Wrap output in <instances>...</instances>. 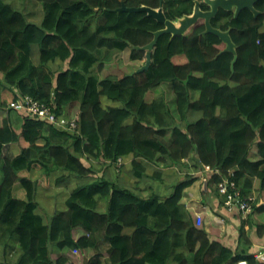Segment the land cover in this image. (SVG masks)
Segmentation results:
<instances>
[{
	"label": "trees",
	"instance_id": "trees-1",
	"mask_svg": "<svg viewBox=\"0 0 264 264\" xmlns=\"http://www.w3.org/2000/svg\"><path fill=\"white\" fill-rule=\"evenodd\" d=\"M123 3L159 6L158 0H0V264H75L65 252L89 249L95 250L89 264H264L251 236L255 232L264 241V16L254 20L246 13L242 22L251 23L233 31L234 72L233 54L221 53L225 44L203 34L204 26H193L184 36L162 35L149 70L106 75V64L117 53L129 50L133 63L145 60L146 53L134 47L148 45L164 27L145 13H119ZM33 12L39 22L29 19ZM26 98L77 127L64 131L12 107ZM73 104L79 112L71 119L66 113ZM8 146L15 150L12 157L4 154ZM120 158H134L137 179L149 177L153 168V181L165 177L173 191L146 198L108 178L106 168ZM162 166L184 174L164 176ZM205 166L214 168L206 173L205 186L226 213L217 187L231 170L243 195L254 197V190L260 195L252 213L239 216L236 248L197 228L182 203ZM74 179L77 184L63 190L65 207L38 213L39 187V193L52 190L45 197L53 201L59 187ZM77 229L85 234L75 238ZM103 243L108 257L100 250Z\"/></svg>",
	"mask_w": 264,
	"mask_h": 264
},
{
	"label": "crops",
	"instance_id": "crops-1",
	"mask_svg": "<svg viewBox=\"0 0 264 264\" xmlns=\"http://www.w3.org/2000/svg\"><path fill=\"white\" fill-rule=\"evenodd\" d=\"M125 53H129L130 55V51L127 50L125 51ZM107 65V64H106ZM140 67V66H139ZM135 72V71H134ZM133 73L132 71L126 73L127 74H131ZM73 108H79V105L76 104L72 105ZM79 112V109H77V113ZM15 119V118H14ZM15 122L17 124V126H19L22 122L16 118ZM132 158H128V159H122L120 158L117 165L116 166H111V167H107V172L109 170V172L107 173L108 178L112 179V180H116V182L118 184H120L121 186L124 187H128L131 189H135V191L141 193L143 195V197H150L151 195L155 194H159L162 196L165 195H169L167 194V190L168 193L173 191V182H166V178L164 176H166L167 174H177L178 172L183 175L184 171H180L178 170V168H174V167H162L163 171H164V178L165 182H152V175H154V169L149 167L148 171H147V175L150 177H144V179H137L136 177H134L136 175V173L134 172V167L132 165ZM258 158L253 157V160H257ZM128 160V161H127ZM130 161V162H129ZM97 168L100 170V172H103L102 168H100L101 166L99 165V163L97 161H94ZM129 162V163H127ZM129 165V167H128ZM117 166H119V168H117ZM131 166V167H130ZM124 167V169H123ZM158 167V166H156ZM122 170H121V169ZM126 168V170H125ZM132 169V170H131ZM174 169V170H173ZM117 170V171H115ZM128 170V171H127ZM121 171V173H120ZM128 173H127V172ZM188 171H193V170H189L187 168H185V173H187ZM131 172V173H130ZM166 172V173H165ZM172 172V173H170ZM104 173V172H103ZM106 173V170H105ZM117 173V174H116ZM102 174V173H100ZM110 176V177H109ZM121 177V178H120ZM132 177V178H131ZM134 177V178H133ZM170 177V176H169ZM172 177V176H171ZM204 177H206V175L204 174ZM117 178V179H116ZM119 178V179H118ZM125 178V179H123ZM137 179V180H136ZM149 179V180H148ZM118 180V181H117ZM124 180V181H123ZM146 180V181H145ZM150 181L153 185L151 186V183L148 182ZM129 181V182H127ZM133 181V182H131ZM77 180L74 179L72 180V185H76L77 184ZM138 182V183H137ZM142 182V183H141ZM146 182V183H144ZM123 183V184H122ZM126 183V184H125ZM141 183V184H140ZM128 184V185H127ZM130 184V185H129ZM146 184V185H145ZM150 184V185H148ZM156 184L159 186L157 190V186ZM203 184V185H202ZM206 182L202 179H200V176L198 175V181L196 183H194V185H192L191 187H189L186 191H185V196L182 200V203L186 206V209H188V212L191 214V216H193L194 218L197 217V215H201L203 222H202V226H208V227H204L206 229V231L209 233L210 237L212 240H216L218 239V241H221L225 244H228L232 247V248H236L237 244H238V237H239V233H238V228L241 224L242 219L239 217V215L237 214H233V213H226L225 210H222L219 208L218 206V198L217 196L212 193L210 191V189L208 187H206ZM139 185V186H138ZM148 186V187H147ZM205 186V189H203ZM150 187V188H149ZM167 187V188H166ZM172 187V188H171ZM149 188V189H146ZM152 188V189H151ZM164 188V189H163ZM139 189V190H137ZM170 190V191H169ZM202 190V191H201ZM142 191V192H141ZM161 191V192H160ZM209 191V192H208ZM154 192V193H153ZM160 192V193H159ZM147 194V195H146ZM202 195V196H201ZM207 196V197H206ZM254 196H259V194L254 191ZM211 197V198H210ZM203 201H202V200ZM212 199V200H211ZM209 200V201H208ZM192 202V203H191ZM202 202V203H201ZM207 202V203H206ZM198 203V204H197ZM206 203V204H205ZM213 203V204H212ZM263 203V202H262ZM261 203V204H262ZM188 204V205H187ZM190 204V205H189ZM211 205V206H210ZM191 206V207H190ZM215 206V207H214ZM217 206V207H216ZM210 208V209H209ZM204 209V210H202ZM190 210V211H189ZM210 210V211H209ZM220 213L222 214L223 218H221L220 216H218V214L216 213ZM222 212V213H221ZM213 214V215H212ZM216 214V215H215ZM230 214V215H229ZM224 218H226L227 220H225ZM231 218V219H230ZM234 218V219H232ZM230 219V220H229ZM241 219V221H240ZM235 220V221H234ZM239 220V221H238ZM234 221V222H233ZM224 222V223H223ZM237 223V224H236ZM222 226V227H221ZM80 230V231H79ZM225 230L227 232H225ZM77 231V232H76ZM75 231V235H77L78 237H81L85 234V232L82 229H77ZM79 231V232H78ZM82 231V232H81ZM232 231V232H231ZM235 232V233H234ZM80 233V234H79ZM223 233V234H222ZM227 233V234H226ZM79 235V236H78ZM224 235V236H223ZM232 235V237H230ZM228 238H227V237ZM254 243H255V252H263L262 248L264 247V241H258L256 239V234L255 232H253L251 234ZM220 237V238H219ZM76 238V237H75ZM233 240H232V239ZM221 239V240H220ZM231 239V240H230ZM227 240V241H226ZM232 242V243H231ZM259 243V244H258ZM102 245H105L108 249V245L106 243H103ZM101 245V246H102ZM75 264H78L76 261L74 262Z\"/></svg>",
	"mask_w": 264,
	"mask_h": 264
},
{
	"label": "flooded vegetation",
	"instance_id": "flooded-vegetation-1",
	"mask_svg": "<svg viewBox=\"0 0 264 264\" xmlns=\"http://www.w3.org/2000/svg\"><path fill=\"white\" fill-rule=\"evenodd\" d=\"M182 1L181 0H158L159 6L156 7L157 9L156 8H153V9H156L157 11L162 9V11L164 12L166 20L172 21L175 25L176 24L180 25L179 21L181 19H183L184 17H187V16L193 17L196 13H198L199 16H198V14L196 15V20L191 25L196 26V24H197V26H200V27L204 26L205 30H206V25H213L214 28L220 29L222 31L223 30L224 31L231 30V37H232L233 31L237 28V26H236L237 24L246 25L248 23H251V20H249L246 23L242 22L246 16V13L253 15L254 20H257V19L261 18L262 16H264V4H263L264 0H258V2L255 3L253 6L254 10L256 12H258L257 15L253 11H251L249 8H243L238 13V6L236 3L237 0H218V1L217 0H182ZM214 4L216 5V8H214ZM175 5H176V7H175ZM160 6H161V8H160ZM178 6H180L181 8ZM185 6H187V8ZM147 7H149V6H147ZM183 8H186V9H183ZM179 9L180 10L183 9V11L181 10L182 11L181 15L172 16L171 13L172 12H178V11H180ZM210 13H211V15H210ZM237 13H238V15H237ZM138 14H141V13H138ZM142 14H144V13H142ZM201 15H206V16H201ZM147 16L148 15L146 14V17ZM148 18L153 19L154 21H156V23L158 22L154 18H151V17H148ZM233 18L236 20L235 23L233 21ZM202 21H203V23H202ZM228 22H229V24H228ZM216 23H219V24H216ZM233 23L235 25H233ZM158 24L162 25V23H159V22H158ZM215 24H216V26H215ZM163 25H165V23H163ZM203 32H205V31H203ZM232 40H233V38H232Z\"/></svg>",
	"mask_w": 264,
	"mask_h": 264
},
{
	"label": "water",
	"instance_id": "water-1",
	"mask_svg": "<svg viewBox=\"0 0 264 264\" xmlns=\"http://www.w3.org/2000/svg\"><path fill=\"white\" fill-rule=\"evenodd\" d=\"M257 2L258 0H237L236 3L238 6V13L243 8H249L257 15L258 12H256L253 8L254 4ZM214 8H216L215 4H214ZM118 10L122 12H130V13H146L148 17L156 19L159 23H165L164 25L165 27L163 29L154 32V39L152 40L151 43L143 47H139V46L134 47V49L138 51H144L146 53V56H145V64L140 66V68H138L135 72L131 73V75H134L135 73L144 72L150 68L152 64V56H153L154 48L159 38L162 35L170 34L172 38L186 35L189 32V30L194 26L191 24L196 20V15L198 14L196 13L193 17H188V16L184 17L179 21L180 25H175L172 21L166 20L162 9L157 11L156 9L147 6L128 7L125 3H123L121 8H119ZM201 16H206V15H201ZM204 34H212L218 37L225 44V48L221 51V53L233 54L234 59L232 61V70L234 72L235 69L234 66L238 60V46L232 40L231 30L222 31L220 29L214 28L212 25H206V30ZM85 264H89L88 259H86Z\"/></svg>",
	"mask_w": 264,
	"mask_h": 264
},
{
	"label": "rangeland",
	"instance_id": "rangeland-1",
	"mask_svg": "<svg viewBox=\"0 0 264 264\" xmlns=\"http://www.w3.org/2000/svg\"><path fill=\"white\" fill-rule=\"evenodd\" d=\"M33 7H34V11H36L37 6L33 5ZM29 19L32 22H39V20H40L39 16L37 14H35L34 12H33V14H31L29 16ZM114 57H113V60H111L112 63L110 61L107 62L104 74H106V75L107 74H110V75L111 74H115V75H119V76H124V75H126V73L132 71L133 69L137 70L138 68H140L139 66H142V65L145 64V60H143L141 62L133 63L130 60L129 53H125V52L117 53V54L114 55ZM57 67H58L57 65L53 66L54 69H57ZM0 90H1V88H0ZM73 105H76V104H73ZM75 110L76 109L73 108L72 105H71L70 108L68 107L66 114H68L71 119H74L76 117V115H77V110H76V112H75ZM13 116H14L15 119L16 118H20L16 113H14ZM14 153H15V150L11 146H8L6 148V150H5V152H4L5 156H7V157H12L14 155ZM36 175L37 174H34V177H33L34 180H36V178H35ZM101 175L102 174H100V176ZM72 186L73 185H72V180H71L68 183L63 184L62 187H59L60 188L59 193L55 197V198H58V199L57 200H53V201H52V198L49 195L47 197H45V194L48 193V192L51 193L52 190H44V191L40 190L41 192L39 193V189H41V187H39L36 197H37V200L42 203V207L38 210V213L39 214H44V210L43 209L46 208L48 210V208H47L48 206H49L50 211H56L57 208L62 207L61 203H63V206L65 207V203H66V198L67 197L64 196V195H65V193H67L70 190V188ZM156 186L158 187L157 184H156ZM63 190H66L65 193H63ZM252 198H254V200L258 199L257 196H254ZM57 201H59V202H57ZM52 202H54V205H53ZM261 203H262V201H260V204ZM43 205H45V206H43ZM229 213H231V212H229ZM236 214H239L240 217L242 216L240 213H236ZM220 217L223 218V216H220ZM224 219L226 220V218H224ZM203 227H208V226L207 225L206 226L203 225ZM200 228H201V226H200ZM90 250L91 249L86 250L85 253H82V252L75 253V252H71V251L70 252H65V253L69 255V257L71 258L72 262L76 261L78 264H85L86 259L89 260L90 257H93L95 255V250H92V252ZM100 250H101V252L103 253L104 256H106V257L109 256L108 253L106 252L107 247L105 245H102V247H100ZM262 251L264 252V247L262 248ZM55 253H57V252H55ZM89 253H90L91 256L89 255ZM258 254H260V252H258Z\"/></svg>",
	"mask_w": 264,
	"mask_h": 264
},
{
	"label": "built area",
	"instance_id": "built-area-1",
	"mask_svg": "<svg viewBox=\"0 0 264 264\" xmlns=\"http://www.w3.org/2000/svg\"><path fill=\"white\" fill-rule=\"evenodd\" d=\"M12 107L20 111L32 112L33 114L38 115L41 118L47 119L49 122L55 124L58 128L62 130H74L77 127L74 120L69 121L65 118L58 119L56 115L51 113L47 107L42 106L29 98L21 99L17 102H14L12 104ZM208 172H213V170L207 166H205L204 169L199 171L201 179L205 182H207L206 173ZM204 174L206 175V177H204ZM217 190L219 192V195L225 199L226 207L229 212L237 211L244 218H246V216L252 212V203L254 202V198L246 197L242 194L241 189L234 178L233 171H231L230 177H225L224 180L218 185ZM202 222V216L197 215V226H201ZM258 257L264 259V254L260 252ZM240 264L246 263L243 262Z\"/></svg>",
	"mask_w": 264,
	"mask_h": 264
},
{
	"label": "bare ground",
	"instance_id": "bare-ground-1",
	"mask_svg": "<svg viewBox=\"0 0 264 264\" xmlns=\"http://www.w3.org/2000/svg\"><path fill=\"white\" fill-rule=\"evenodd\" d=\"M181 1H182V0H181ZM122 2H123V1H122ZM182 2H183V1H182ZM163 3H164V2H163ZM222 3H223V2H222ZM229 3H230V2H229ZM219 4H220V3H219ZM177 5H178V4H177ZM138 7H139V6H138ZM164 7H165V6H164ZM175 7H176V5H175ZM178 7H180V6H178ZM185 7L187 8V6H185ZM160 8H161V6H160ZM180 8H181V7H180ZM186 8H183V9H186ZM200 8H201V7H200ZM118 9H119V8H118ZM156 9H157V8H156ZM163 9H164V8H163ZM167 9H168V8H167ZM173 9H174V8H173ZM183 9H181V10L183 11ZM188 9H189V8H188ZM222 9H223V8H222ZM177 10H178V9H177ZM179 10H180V9H179ZM181 10H180V11H181ZM117 12H118V11H117ZM193 12H194V11H193ZM203 12H204V11H203ZM206 12H207V11H206ZM213 12H214V11H213ZM119 13H121V11H120ZM122 13H123V12H122ZM163 13H164V12H163ZM166 13H167V12H166ZM127 14H128V13H127ZM129 14H130V13H129ZM132 14H133V13H132ZM204 14H205V13H204ZM136 15H139V14H136ZM136 15H135V16H136ZM141 15H142V13H141ZM184 15H185V14H184ZM210 15H211V13H210ZM125 16H126V15H125ZM133 16H134V14H133ZM198 16H199V14H198ZM207 16H208V15H207ZM123 17H124V16H123ZM128 17H129V16H128ZM136 17H137V16H136ZM145 17H146V16H145ZM125 18H126V17H125ZM132 18L134 19L135 17H132ZM146 18H148V16H147ZM129 19H130V18H129ZM140 19H141V18H140ZM142 20H143V19H142ZM146 20H147V19H146ZM122 21H123V20H122ZM128 21H129V20H128ZM135 21H136V20H135ZM135 21H133V22H135ZM150 21H151V20H150ZM153 21H154V20H153ZM233 21H234V23H235L236 20L233 18ZM129 22H130V21H129ZM137 22H138V21H137ZM139 22H142V21H139ZM146 22H147V21H146ZM131 23H132V22H131ZM202 23H203V21H202ZM211 23H212V22H211ZM234 23H233V25H235ZM135 24H136V23H135ZM139 24H140V23H139ZM144 24H145V23H144ZM147 24H148V23H147ZM151 24H152V23H151ZM155 24L157 25V23H155ZM216 24H219V23H216ZM216 24H215V26H216ZM228 24H229V22H228ZM236 24H237V23H236ZM133 25H134V23H133ZM162 25H163V23H162ZM176 25H177V24H176ZM178 25H179V24H178ZM220 25H221V24H220ZM237 25H240V24H237ZM237 25H236V26H237ZM241 25H242V24H241ZM241 25H240V26H241ZM163 26H164V25H163ZM196 26H197V24H196ZM212 26H213V25H212ZM240 26H238V27H240ZM254 26H256V24H254ZM163 28H164V27H163ZM249 28H250V26H249ZM254 29H255V27H254ZM254 29H253L252 31H255ZM256 29H257V28H256ZM262 29L264 30V27H263ZM259 30H260V32H261V27L259 28ZM223 31H224V30H223ZM255 35H256V33H255ZM205 36H206V35H205ZM213 36H214V35H213ZM253 36H254V33H253ZM153 39H154V38H153ZM172 39H173V38H172ZM157 43H158V42H157ZM222 48H223V47H222ZM222 50H223V49H222ZM154 52H155V50H154ZM153 55H154V54H153ZM117 57H118V56H117ZM114 58H115V57H114ZM115 60H116V59H115ZM118 60H119V59H118ZM110 62H111V61H110ZM63 63H64V62H63ZM111 63H112V62H111ZM128 63H129V62H128ZM151 65H152V64H151ZM65 66H66V65H65ZM112 66H113V65H112ZM126 67H127V66H126ZM63 68H64V67H63ZM66 70H67V69H66ZM129 70H130V69H129ZM148 70H149V69H148ZM112 72H113V71H112ZM125 73H126V72H125ZM229 73H230V72H229ZM108 75H109V74H108ZM121 75H122V74H121ZM134 75H135V74H134ZM132 76H133V75H132ZM132 76H130V77H132ZM107 77H108V76H107ZM117 77H118V76H117ZM127 77H128V76H127ZM101 88H102V87H101ZM103 89H104V88H103ZM102 96H103V95H102ZM104 96H105V95H104ZM33 98H35V97H33ZM101 99H102V98H101ZM107 99H109V98H107ZM17 100H18V99H17ZM104 100H105V99H104ZM33 101H36V100H33ZM101 101H102V100H101ZM102 102H103V101H102ZM47 103H48V102H47ZM73 103H74V102H73ZM104 103H105V102H104ZM108 103H110V102H108ZM108 103H107V104H108ZM10 104H11V103H10ZM43 104H44V103H43ZM49 104H50V103H49ZM46 105H47V104H46ZM44 106H45V104H44ZM70 106H71V105H70ZM70 106H68V107L70 108ZM75 106H76V105H75ZM114 106H116V105H114ZM77 109H79V108H76V110H77ZM69 110H70V109H69ZM76 110H75V112H76ZM189 111H190V110H189ZM51 112H53V110H52ZM73 112H74V111H73ZM28 113H29V112H28ZM54 113H56V112H54ZM188 113H189L188 116L190 117V112H188ZM80 114H81V113H80ZM204 114H205V113H204ZM57 115H58V114H57ZM65 115H66V114H65ZM71 115H72V114H71ZM130 116H131V115H130ZM127 117H129V116H127ZM58 118H60V117H58ZM60 119H61V118H60ZM65 119H66V118H65ZM45 120L48 121L47 119H45ZM128 120H129V118H128ZM189 120H190V118H189ZM193 120H194V119H193ZM195 120H196V119H195ZM200 121H201V120H200ZM79 122H80V121H78V123H79ZM125 122H127V119H126V121L124 120V122H122V125H123V123L126 124ZM128 122H129V121H128ZM191 122H194V121H191ZM75 123H76V122H75ZM130 123H132V122H130ZM183 123H184V122H183ZM194 123H195V122H194ZM127 124H128V123H127ZM189 124H190V123H189ZM77 125H78V124H77ZM79 125H81V124H79ZM191 125H192V124H191ZM47 126H48V125H47ZM53 126H54V125H53ZM182 126H183V125H182ZM185 126H186V124H185ZM55 129H56V127H55ZM56 130H57V129H56ZM114 130H115V129H114ZM114 130H113V131H114ZM124 130H125V129H124ZM64 131H65V130H64ZM109 131H110V130H109ZM187 131H188V130H187ZM70 132H71V131H70ZM73 132H74V131H73ZM116 132H117V131H116ZM118 132H119V131H118ZM71 133H72V132H71ZM96 133H97V132H96ZM109 133H110V132H109ZM109 133H108V134H109ZM108 134H107V135H108ZM114 134H116V133L114 132ZM114 134L112 133V134H111V137H114V136H113ZM77 135H78V133H77ZM116 135H117V134H116ZM93 136H94V135H93ZM96 136H97V135H96ZM124 136H125V135H124ZM108 137H109V136H107V138H108ZM115 137H116V136H115ZM98 138H99V137H98ZM101 138H103V137H101ZM116 138H117V137H116ZM125 138H126V137H125ZM131 138H132V137H131ZM94 139H97V137H96V138L94 137ZM99 139H100V138H99ZM111 139H113V138H110V141H113V140H111ZM92 140H93V138H92ZM133 140L135 141V137H134ZM96 141H97V140H96ZM96 141H95V142H96ZM108 141H109V139H108ZM123 141H125V143H127V144L130 146V143H128V141H127V142H126V140H123ZM130 141H131V140H130ZM95 142H94V143H95ZM104 142H105V141H104ZM114 142H115V139H114ZM114 142H113L112 144H114ZM118 143H119V141H118ZM118 143H117V144H118ZM133 143H134V142H133ZM103 144H104V143H103ZM112 144H111V145H112ZM134 144H135V143H134ZM134 144H133V145H134ZM95 145H96V144H95ZM105 145H106V144H105ZM120 145H121V144H120ZM120 145H118V146L120 147ZM122 145H123V142H122ZM122 145H121V146H122ZM107 146H108V145H107ZM123 146L125 147V145H123ZM123 146H122V147H123ZM108 147H109V146H108ZM122 147H120V148H121V151H122ZM130 147L132 148L133 146H130ZM130 147H128V148H130ZM125 150H126V149H125ZM128 151H131V150H128ZM128 151H126V152L128 153ZM125 154H126V153H125ZM192 154H193V153H192ZM121 157H122V156H121ZM133 157H134V156H133ZM190 158H191V157H190ZM132 159H134V158H132ZM132 159H131V160H132ZM137 159H138V158H137ZM187 160H188V159H187ZM127 161H128V160H127ZM189 161H190V163L192 162V160H190V159H189ZM193 161H194V160H193ZM114 162H116V161H114ZM129 162H130V161H129ZM129 162H127V163H129ZM136 162H137V161H136ZM112 163H113V162H111V164H112ZM192 163H193V162H192ZM195 163L197 164L196 161H195ZM202 163H204V162H202ZM141 165H142V163H141ZM184 165H185V164H184ZM186 165H187V164H186ZM109 166H110V165H109ZM181 166H182V165H181ZM200 166H201V165H200ZM221 166H222V165H221ZM118 167H119V166H118ZM128 167H129V165H128ZM130 167H131V166H130ZM142 167H143V166H142ZM162 167H163V166H162ZM218 167H219V166H218ZM237 167H238V166H237ZM143 168H144V167H143ZM147 168H148V167H147ZM147 168H146V169H147ZM177 168H178V167H177ZM189 168H190V167H189ZM200 168H201V167H200ZM228 168H229V167H228ZM106 169H107V168H106ZM123 169H124V167H123ZM187 169H188V168H187ZM194 169H195V168H194ZM213 169H214V168H213ZM213 169H212V170H213ZM121 170H122V169H121ZM125 170H126V168H125ZM131 170H132V169H131ZM173 170H174V169H173ZM226 170H227V169H226ZM115 171H117V170H115ZM127 171H128V170H127ZM127 171H126V172H127ZM136 171H137V170H136ZM136 171H135V172H136ZM145 171H146V170H145ZM180 171H181V170H180ZM231 171H232V170H231ZM106 172H107V171H106ZM108 172H109V170H108ZM108 172H107V173H108ZM188 172H189V171H188ZM224 172H226V171H224ZM233 172H234V171H233ZM120 173H121V171H120ZM127 173H128V172H127ZM130 173H131V172H130ZM138 173H139V172H138ZM143 173H144V172H143ZM154 173H155V172H154ZM154 173H153V174H154ZM156 173H157V172H156ZM158 173H159V172H158ZM158 173H157V174H158ZM165 173H166V172H165ZM170 173H172V172H170ZM210 173H211V172H210ZM222 173H223V172H222ZM235 173H236V171H235ZM238 173H240V172H238ZM250 173H251V172H250ZM105 174H106V173H105ZM116 174H117V173H116ZM172 174H173V173H172ZM177 174H178V173H177ZM252 174H253V173H252ZM255 174H256V173H255ZM148 175H149V174H148ZM160 175H161V174H160ZM179 175H180V174H179ZM208 175H209V174H208ZM217 175H218V174H217ZM236 175H237V174H236ZM236 175H235V176H236ZM243 175H244V174H243ZM245 175H246V174H245ZM253 175H254V174H253ZM137 176H138V174H136V177H137ZM166 176H168V175H166ZM177 176H178V175H177ZM191 176H193V174H192ZM221 176H222V175H221ZM238 176H241V175H238ZM52 177H53V180H54V176H52ZM109 177H110V176H109ZM134 177H135V176H134ZM134 177H133V178H134ZM138 177H139V176H138ZM149 177H150V176H149ZM170 177H171V176H170ZM184 177H185V176H184ZM193 177H194V176H193ZM244 177H245V176H244ZM246 177H248V176H246ZM56 178H57V177H56ZM90 178H91V177H90ZM120 178H121V177H120ZM131 178H132V177H131ZM141 178H142V177H141ZM154 178L156 179V177H154ZM188 178H189V177H188ZM237 178H238V177H237ZM256 178H257V177H256ZM256 178H255V179H256ZM93 179H94V178H93ZM93 179H92V180H93ZM116 179H117V178H116ZM118 179H119V178H118ZM123 179H125V178H123ZM143 179H144V177H143ZM152 179H153V178H152ZM155 179H154V180H155ZM160 179H161V178H160ZM185 179H186V178H185ZM221 179H222V178H221ZM259 179H261V178H259ZM136 180H137V179H136ZM148 180H149V179H148ZM148 180H147V181H148ZM158 180H159V178H158ZM177 180H178V179H177ZM177 180H176V181H177ZM190 180H191V179H190ZM217 180H218V179H217ZM245 180H246V179H245ZM57 181H58V179H57ZM117 181H118V180H117ZM123 181H124V180H123ZM145 181H146V180H145ZM179 181H180V180H179ZM184 181H185V180H184ZM238 181H239V179H238ZM248 181H249V180H248ZM252 181H253V180H252ZM258 181H259V180H258ZM260 181H261V180H260ZM54 182H55V181H53V183H54ZM127 182H129V181H127ZM131 182H133V181H131ZM148 182H150V181H148ZM152 182H154V181H152ZM161 182H162V179H161ZM174 182H175V181H174ZM207 182H208V181H207ZM245 182H246V181H245ZM250 182H251V181H250ZM261 182H262V181H261ZM261 182H260V184L262 185L263 183H261ZM56 183H57V182H56ZM137 183H138V182H137ZM141 183H142V182H141ZM141 183H140V184H141ZM144 183H146V182H144ZM150 183H151V182H150ZM162 183H164V182H162ZM122 184H123V183H122ZM125 184H126V183H125ZM187 184H188V183H187ZM209 184L211 185V183H209ZM251 184H253V183H251ZM127 185H128V184H127ZM129 185H130V184H129ZM145 185H146V184H145ZM148 185H150V184H148ZM152 185H153V184L151 183V186H152ZM185 185H186V184H185ZM185 185H183V186H185ZM188 185H189V184H188ZM202 185H203V184H202ZM204 185H205V184H204ZM210 185H209V186H210ZM255 185H256V184H255ZM261 185H260V186H261ZM52 186H53V185H52ZM138 186H139V185H138ZM174 186H175V185H174ZM257 186H258V185H257ZM257 186H256V187H257ZM260 186H258V188H259ZM50 187H51V186H50ZM61 187H62V186H61ZM147 187H148V186H147ZM158 187H159V186H158ZM158 187H157V190H159ZM176 187H177V186H176ZM240 187H241V186H240ZM244 187H245V186H244ZM247 187H250V186H247ZM261 187H262V186H261ZM125 188H126V187H125ZM149 188H150V187H149ZM149 188H146V189H149ZM166 188H167V187H166ZM171 188H172V187H171ZM211 188H212V187H211ZM151 189H152V188H151ZM163 189H164V188H163ZM203 189H205V186H204ZM213 189H214V188H213ZM244 189H245V188H244ZM260 189H261V188H260ZM263 189H264V187H263ZM263 189H262V191H263ZM129 190H130V189H129ZM134 190H135V189H134ZM137 190H139V189H137ZM214 190H215V189H214ZM43 191H44V190H43ZM169 191H170V190H169ZM201 191H202V190H201ZM252 191H253V190H252ZM254 191H255V190H254ZM136 192H137V191H136ZM136 192H135V193H136ZM141 192H142V191H141ZM160 192H161V191H160ZM160 192H159V193H160ZM208 192H209V191H208ZM245 192H246V191H245ZM137 193H138V192H137ZM153 193H154V192H153ZM249 193H250V192H249ZM253 193H254V192H253ZM261 193H262V192H261ZM167 194H170V193H168V190H167ZM181 194H182V193H181ZM214 194H215V193H214ZM243 194H244V193H243ZM262 194H263V193H262ZM146 195H147V194H146ZM155 195H157V194H155ZM263 195H264V194H263ZM151 196H152V195H151ZM151 196H150V197H151ZM159 196H160V195H159ZM167 196H168V195H167ZM201 196H202V195H201ZM218 196H219V194H218ZM249 196H250V195H249ZM259 196H260V195H259ZM206 197H207V196H206ZM220 197H221V196H220ZM210 198H211V197H210ZM258 198H259V197H258ZM221 199H222V198H221ZM201 200H202V199H201ZM211 200H212V199H211ZM202 201H203V200H202ZM208 201H209V200H208ZM223 202H224V201H223ZM262 202H263V201H262ZM191 203H192V202H191ZM201 203H202V202H201ZM206 203H207V202H206ZM206 203H205V204H206ZM53 204H54V203H53ZM197 204H198V203H197ZM212 204H213V203H212ZM220 204H221V203H220ZM187 205H188V204H187ZM189 205H190V204H189ZM263 205H264V204H263ZM210 206H211V205H210ZM190 207H191V206H190ZM214 207H215V206H214ZM216 207H217V206H216ZM263 207H264V206H263ZM263 207H262V209H263ZM252 208H253V207H252ZM209 209H210V208H209ZM256 209H257V207H256ZM187 210H188V209H187ZM202 210H204V209H202ZM189 211H190V210H189ZM209 211H210V210H209ZM261 211H262V210H261ZM262 212H263V211H262ZM54 213H55V212H54ZM221 213H222V212H221ZM236 213H238V212H236ZM236 213H235V214H236ZM251 213H252V212H251ZM212 215H213V214H212ZM215 215H216V214H215ZM229 215H230V214H229ZM237 215H239V214H237ZM254 215H256V213H255ZM218 216H219V214H218ZM250 217H251V216H250ZM230 219H231V218H230ZM230 219H229V220H230ZM232 219H234V218H232ZM245 219H246V218H245ZM226 220H227V219H226ZM227 221H228V220H227ZM234 221H235V220H234ZM234 221H233V222H234ZM238 221H239V220H238ZM240 221H241V219H240ZM248 221H249V220H248ZM223 223H224V222H223ZM248 223H251V222H248ZM236 224H237V223H236ZM257 224H258V223H257ZM247 225H248V224H247ZM221 227H222V226H221ZM197 228H198V227H197ZM237 228H238V227H237ZM250 229L252 230V228H250ZM75 231H76V230H75ZM79 231H80V230H79ZM79 231H78V232H79ZM249 231H250V230H249ZM76 232H77V231H76ZM81 232H82V231H81ZM101 232H102V231H101ZM101 232H100V233H101ZM104 232H105V231H104ZM206 232H207V231H206ZM225 232H227V231L225 230ZM231 232H232V231H231ZM74 233H75V232H74ZM74 233H73V234H74ZM234 233H235V232H234ZM249 233H250V232H249ZM249 233H248V234H249ZM260 233H261V232H260ZM79 234H80V233H79ZM206 234L208 235V233H206ZM222 234H223V233H222ZM226 234H227V233H226ZM258 234H259V233H258ZM101 235H102V233L100 234V236H101ZM261 235H262V234H260V235H258V236H261ZM78 236H79V235H78ZM223 236H224V235H223ZM103 237H104V235H103ZM226 237H227V236H226ZM230 237H232V235H231ZM76 238H77V235H76ZM219 238H220V237H219ZM227 238H228V237H227ZM231 239H232V238H231ZM231 239H230V240H231ZM220 240H221V239H220ZM232 240H233V239H232ZM252 240H253V238H252ZM213 241H214V240H213ZM213 241H212V242H213ZM217 241H218V239H217ZM226 241H227V240H226ZM218 243H219V242H218ZM231 243H232V242H231ZM253 243H254V242H253ZM258 244H259V243H258ZM233 245H234V244H232V247H233ZM234 246H235V245H234ZM228 247H229V246H228ZM225 248H227V247H225ZM230 248H231V247H230ZM93 249H94V248H93ZM98 249H99V248H98ZM227 249H228V248H227ZM104 250H105V249H104ZM90 251L92 252V249H91ZM112 251H113V250H112ZM232 251H233V250H232ZM77 253H78V252H77ZM84 253H85V251H84ZM257 253H258V252H257ZM100 254H101V253H100ZM89 255H90V253H89ZM102 255H103V254H102ZM108 255H110V254H108ZM154 255L156 256V253H155ZM90 256H91V255H90ZM100 256H101V255H100ZM155 256H154V257H155ZM157 257H158V256H157ZM159 257H160V255H159ZM162 257H163V256H162ZM85 259H86V258H85ZM85 259H84V260H85ZM90 259H91V257H90ZM157 259H159V258H157ZM168 259H169V258H168ZM93 260H96L95 257L92 259V261H93ZM103 260H104V259H103ZM89 261H90V260H89ZM166 261H167V258H166ZM166 261H165V262H166ZM98 262H99V261H98ZM103 262H104V261H103ZM161 262L165 263L164 260L161 261ZM262 262H263V261H262ZM262 262H261V263H262ZM89 263H92V262H89ZM93 263H94V262H93ZM175 263H176V262H175ZM98 264H99V263H98Z\"/></svg>",
	"mask_w": 264,
	"mask_h": 264
},
{
	"label": "clouds",
	"instance_id": "clouds-1",
	"mask_svg": "<svg viewBox=\"0 0 264 264\" xmlns=\"http://www.w3.org/2000/svg\"><path fill=\"white\" fill-rule=\"evenodd\" d=\"M200 179H201V177H200ZM197 225V224H196ZM202 226V225H201ZM197 227H200V226H197Z\"/></svg>",
	"mask_w": 264,
	"mask_h": 264
}]
</instances>
